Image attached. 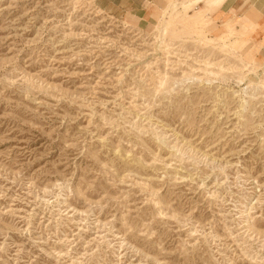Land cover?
I'll return each mask as SVG.
<instances>
[{
	"label": "rangeland",
	"instance_id": "374dc122",
	"mask_svg": "<svg viewBox=\"0 0 264 264\" xmlns=\"http://www.w3.org/2000/svg\"><path fill=\"white\" fill-rule=\"evenodd\" d=\"M201 6L0 0V264H264V15Z\"/></svg>",
	"mask_w": 264,
	"mask_h": 264
},
{
	"label": "crops",
	"instance_id": "0c3cea01",
	"mask_svg": "<svg viewBox=\"0 0 264 264\" xmlns=\"http://www.w3.org/2000/svg\"><path fill=\"white\" fill-rule=\"evenodd\" d=\"M165 0H95L96 7L102 9L106 13L115 14L116 12L129 9L130 11H139L143 8L147 16L154 17L153 8L156 4L160 5ZM182 10L189 11L194 6L201 8V4L205 8H209V14L212 19H221L222 29L231 27L240 28V24H247L257 16L264 15V0H177ZM170 4V3H169ZM168 4V5H169ZM167 5V6H168ZM166 8V7H165ZM157 9V8H155ZM160 9V8H158ZM164 9V8H163ZM164 11V10H163ZM152 12V13H151ZM151 13V14H150ZM211 20V18H209ZM212 21V20H211ZM213 22V21H212ZM238 22V23H237ZM214 23V22H213ZM252 39H257L261 42V53L264 52V31L258 30L256 36L251 35Z\"/></svg>",
	"mask_w": 264,
	"mask_h": 264
},
{
	"label": "bare ground",
	"instance_id": "6f19581e",
	"mask_svg": "<svg viewBox=\"0 0 264 264\" xmlns=\"http://www.w3.org/2000/svg\"><path fill=\"white\" fill-rule=\"evenodd\" d=\"M166 31V29L165 28H163V29H161L160 31H159V40H162L163 39V34H164V32Z\"/></svg>",
	"mask_w": 264,
	"mask_h": 264
}]
</instances>
